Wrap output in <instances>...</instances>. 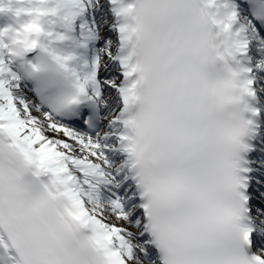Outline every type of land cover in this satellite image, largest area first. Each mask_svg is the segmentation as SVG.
Masks as SVG:
<instances>
[{
  "label": "snow or ice",
  "instance_id": "snow-or-ice-1",
  "mask_svg": "<svg viewBox=\"0 0 264 264\" xmlns=\"http://www.w3.org/2000/svg\"><path fill=\"white\" fill-rule=\"evenodd\" d=\"M0 15V264H264V0Z\"/></svg>",
  "mask_w": 264,
  "mask_h": 264
},
{
  "label": "rangeland",
  "instance_id": "rangeland-1",
  "mask_svg": "<svg viewBox=\"0 0 264 264\" xmlns=\"http://www.w3.org/2000/svg\"><path fill=\"white\" fill-rule=\"evenodd\" d=\"M102 2H105V0H102ZM241 3H243L242 1H241ZM9 18L6 16V15H0V23H4V22H6L7 20H8ZM105 35H107V36H112L113 38H114V34H112V33H105ZM256 43L255 42H253L252 43V45H251V48H250V54L252 55V54H257L256 53ZM261 54H264V49H261ZM253 58V57H252ZM253 60H254V58H253ZM261 80H263L262 82H261V85H259L261 88H264V77L263 78H260ZM262 95L264 94V93H261ZM29 95H31L30 93H29ZM260 100H261V102H262V97H261V95H260ZM262 103H264V102H262Z\"/></svg>",
  "mask_w": 264,
  "mask_h": 264
},
{
  "label": "bare ground",
  "instance_id": "bare-ground-1",
  "mask_svg": "<svg viewBox=\"0 0 264 264\" xmlns=\"http://www.w3.org/2000/svg\"><path fill=\"white\" fill-rule=\"evenodd\" d=\"M238 2H241V1L238 0ZM253 42H255V39H253ZM256 53H257V50H256ZM260 53H261V50H260ZM252 57L254 58V60H253V62H254L255 61V58H256V54H252ZM245 62H247V61H245ZM256 76H257L258 84L261 85V82L263 80H261L260 78H263L264 77V71L256 72ZM261 97H262V102H264V94L263 95L261 94Z\"/></svg>",
  "mask_w": 264,
  "mask_h": 264
}]
</instances>
